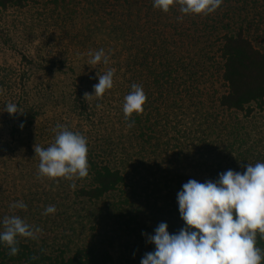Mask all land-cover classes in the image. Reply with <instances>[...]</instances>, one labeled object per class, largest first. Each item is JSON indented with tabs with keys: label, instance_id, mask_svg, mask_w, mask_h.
<instances>
[{
	"label": "rangeland",
	"instance_id": "obj_1",
	"mask_svg": "<svg viewBox=\"0 0 264 264\" xmlns=\"http://www.w3.org/2000/svg\"><path fill=\"white\" fill-rule=\"evenodd\" d=\"M54 1L60 0H29L24 8L0 9V216H19L33 228L35 225L45 226L49 233H40L57 235L62 243L69 240H104L117 259L132 242L133 233L141 248L149 252L155 246L148 243L147 236L142 233L153 235L162 222L168 225L170 234L174 232L170 229L168 216L176 214L179 209V191L175 188H182L189 180L200 183L215 181L219 175L202 169L205 157L203 150L199 151L196 147L193 150L189 147V158L180 171L174 148L167 153L163 150L161 158L151 154L153 150L142 143L136 127H128L130 123L133 125V115L126 119L123 114L124 98L132 86L128 81L127 65L120 64L115 49L111 47L104 50L109 60L107 65H87L88 53L100 50V40L89 39L85 31L78 36L88 19L92 20L91 14L72 21L70 14L56 7ZM250 2L259 7L264 15V0ZM196 29L194 27L191 33H195ZM98 38L107 39L108 36L98 33ZM202 40L201 43L188 40L177 48L188 65L183 74L187 73L190 83L182 81L180 89H185L179 96H174L173 101L189 109L178 110L170 125L175 124L181 130L190 128L194 124L192 110L200 108L204 116H211L216 124L222 121L223 125L244 128L249 132V151L253 149L254 156L245 153L246 159L264 162V113L257 110L252 117L246 118L241 113L222 110L219 98L226 88L218 53L220 38L216 36L207 42ZM19 53H24L31 63L23 62ZM109 68L115 69L113 88L101 98H85V93L94 94L93 85L98 83V75ZM83 99L85 105L82 104ZM8 103H15L20 112L8 114L4 110ZM22 104L32 109L35 118H28L27 126L13 136L12 130L19 118L25 117L20 109ZM57 124L82 134L87 140V147L102 153L103 158L115 167H120L122 145L129 147L133 157L143 156L145 171L135 174L134 180L138 181L135 189L130 183L94 203L76 196V190L83 185L79 179L59 178L54 181L41 178L38 174L40 161L35 156L34 145L47 148L54 143ZM220 131L216 129L213 132L216 138L214 146L219 149L222 148ZM170 136L173 138V134ZM131 137L135 139L130 140ZM140 151L141 156L138 154ZM149 156L151 159H148ZM237 164L241 166L242 163ZM173 168L181 174L177 184L162 173ZM240 172H244L243 169ZM72 183L76 184L75 189L70 187ZM17 201H23L27 208H10V204ZM50 205L55 206L56 212L44 215L45 208ZM165 211L169 213L167 217L163 215ZM128 212L139 213L137 222L130 218ZM129 222L130 228H135V231L131 232L125 225Z\"/></svg>",
	"mask_w": 264,
	"mask_h": 264
},
{
	"label": "trees",
	"instance_id": "obj_2",
	"mask_svg": "<svg viewBox=\"0 0 264 264\" xmlns=\"http://www.w3.org/2000/svg\"><path fill=\"white\" fill-rule=\"evenodd\" d=\"M75 1L77 2L60 0L54 1V4L64 13L70 14L72 21L91 14L89 16L92 20L88 19L89 22L78 32V36L85 31L89 39L100 40L99 49H115L120 64L127 65L130 84L143 87L147 96L143 108H147H144L141 114H133L132 126L136 127V132L139 131L142 143L153 150L152 155L161 158L164 155L163 150L167 153L169 149L174 148L177 150L176 162L180 171L189 158V147L192 150L196 147L199 151L203 150L205 157L202 169H205L206 173L216 175L227 170L245 171L248 164L255 165L259 162V159H246L245 153L254 156L253 149L252 154L249 151V132L244 128L223 125L222 121L216 124L211 116L205 117L200 108L192 110L194 124L190 128L181 130L175 124L170 125L178 110L189 109L184 105L179 106L178 101H173L174 96H179L185 89H180L182 81L190 83L187 73L183 74L188 65L178 54L177 48L188 40L201 43L204 41L202 39L207 42L216 36L220 38L218 53L222 61L221 77L226 88L219 98L220 107L226 112L241 113L246 118L252 117L257 110L264 113V15L260 13L259 7H254L251 0H223L220 8L214 13L185 15L180 12L178 5L171 7L167 13L154 8L153 0ZM28 3L29 0H0V9L24 8ZM97 25L100 26L97 28ZM194 27L197 28L196 35L191 33ZM98 33L107 35L108 38L100 39ZM19 54L23 62L31 63L24 53ZM121 58L124 59L121 61ZM85 103L83 99L82 104ZM26 105H20L25 117L19 118L12 130L13 136L20 128L27 126L28 118H35L32 109H27ZM190 108L192 109V106ZM216 129H221V149L214 146L216 138L213 132ZM170 134H173V138ZM135 138L131 137L130 140ZM120 151V167H115L103 158L102 153L88 148L89 174L86 178L79 179L83 185L75 192L78 198L95 203L130 183H133L131 186L135 189V185H138V181L134 180L135 174L145 171L142 167L144 157H133L129 147L124 145L120 147ZM103 153L110 156L106 152ZM138 154L141 156L142 152ZM148 159H151V156ZM237 162H241V166ZM178 171L173 168L162 173L177 184V180L181 178ZM181 189L175 188L178 191ZM131 213L128 212L130 218L137 222L139 213ZM166 214L165 211L163 215L167 217L169 213ZM169 215L170 229L174 230L173 234L177 233L185 226L179 209L176 214ZM5 216H0V220ZM130 224L129 222L125 225L131 232L135 231V228H130ZM35 227L49 233L45 226ZM37 236V239L17 237L19 253L15 256H10L9 249L0 244V264H140L146 253L154 251L150 248L148 252L144 247L141 248L133 233L132 242H129L125 252L122 251L118 259L114 258L111 246L105 244L104 240H69L62 243L57 235L46 236V233L42 232ZM257 247L264 250V239H261L259 234Z\"/></svg>",
	"mask_w": 264,
	"mask_h": 264
},
{
	"label": "clouds",
	"instance_id": "obj_3",
	"mask_svg": "<svg viewBox=\"0 0 264 264\" xmlns=\"http://www.w3.org/2000/svg\"><path fill=\"white\" fill-rule=\"evenodd\" d=\"M223 0H153V7L167 13L174 5L188 15L211 14L220 8ZM182 18V17H181ZM108 56L103 49L88 53L87 65H107ZM115 69L109 68L98 75L93 85L94 94L85 98H101L114 86ZM124 98L123 114L126 119L133 113L141 114L147 96L143 87L131 86ZM5 111L14 115L19 111L15 103L5 105ZM100 107V105H97ZM134 123V122H133ZM130 123L128 127H131ZM23 127V125H21ZM54 143L43 148L34 145L39 157L38 174L49 180H78L89 174L86 138L66 126L57 124ZM75 189L76 184L72 183ZM181 219L185 226L170 234L168 225L160 223L153 235L147 236L154 251L146 253L140 264H262L264 250L257 247V236L264 239V162L248 164L244 172L227 170L215 181L204 183L189 180L177 193ZM13 209H26L23 201L10 204ZM55 206H48L44 215L54 214ZM0 244L9 249V255L19 253L17 237L37 239L42 230L33 228L16 215L0 220Z\"/></svg>",
	"mask_w": 264,
	"mask_h": 264
}]
</instances>
